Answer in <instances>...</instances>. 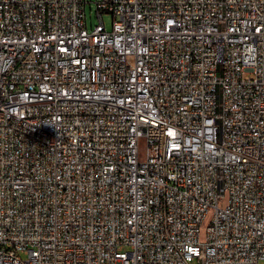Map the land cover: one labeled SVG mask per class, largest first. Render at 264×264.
I'll list each match as a JSON object with an SVG mask.
<instances>
[{
  "label": "built area",
  "instance_id": "obj_1",
  "mask_svg": "<svg viewBox=\"0 0 264 264\" xmlns=\"http://www.w3.org/2000/svg\"><path fill=\"white\" fill-rule=\"evenodd\" d=\"M85 5L0 0V264H264V0Z\"/></svg>",
  "mask_w": 264,
  "mask_h": 264
},
{
  "label": "rangeland",
  "instance_id": "obj_2",
  "mask_svg": "<svg viewBox=\"0 0 264 264\" xmlns=\"http://www.w3.org/2000/svg\"><path fill=\"white\" fill-rule=\"evenodd\" d=\"M95 1L97 0H86L85 5V17L87 28L90 29L92 26L98 23V18L95 12ZM102 20L106 30H111L113 17L110 14H103ZM191 264H196L194 261Z\"/></svg>",
  "mask_w": 264,
  "mask_h": 264
}]
</instances>
